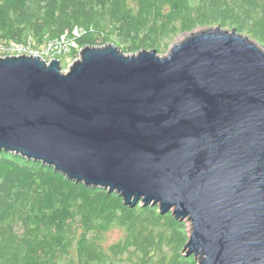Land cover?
Listing matches in <instances>:
<instances>
[{
  "label": "water",
  "instance_id": "1",
  "mask_svg": "<svg viewBox=\"0 0 264 264\" xmlns=\"http://www.w3.org/2000/svg\"><path fill=\"white\" fill-rule=\"evenodd\" d=\"M0 152L189 222L198 264H264V48L235 30L0 57Z\"/></svg>",
  "mask_w": 264,
  "mask_h": 264
},
{
  "label": "trees",
  "instance_id": "2",
  "mask_svg": "<svg viewBox=\"0 0 264 264\" xmlns=\"http://www.w3.org/2000/svg\"><path fill=\"white\" fill-rule=\"evenodd\" d=\"M213 26L264 48V0H0V57L9 46L41 49L62 37L73 59L110 44L160 54L173 35ZM114 228L124 237L105 247ZM188 239L185 223L156 206L130 209L116 193L0 152V264H198L184 256Z\"/></svg>",
  "mask_w": 264,
  "mask_h": 264
},
{
  "label": "rangeland",
  "instance_id": "3",
  "mask_svg": "<svg viewBox=\"0 0 264 264\" xmlns=\"http://www.w3.org/2000/svg\"><path fill=\"white\" fill-rule=\"evenodd\" d=\"M218 26H213V28H217ZM208 28H201V29H198L196 30L195 32L197 31H204V30H207ZM228 30V29H226ZM242 36L244 37H247V38H250L252 39L250 36L246 35V34H241ZM186 34H182V35H173L170 39H168L167 41H165L164 43V46H168L167 48H163L164 51H162V53H160V56H166L171 47L178 43V42H181L184 38H185ZM253 40V39H252ZM255 41V40H254ZM33 51V50H31ZM5 54H7V56H17L16 53H18V49H15V50H11V49H5ZM22 52H28V51H22ZM29 53V52H28ZM48 59H50V55L47 56ZM55 59H58L60 61V65H61V69L66 72L69 68V66L74 62L73 61V58H71L69 56V53L67 54H63V55H60L58 56L57 58ZM185 223L186 225V228H187V232H188V237H189V232L191 231V225L189 222L187 221H182ZM124 237V231L120 228H114L112 229L111 231H109L108 233L105 234V247L106 246H109V245H112L120 240H122Z\"/></svg>",
  "mask_w": 264,
  "mask_h": 264
},
{
  "label": "built area",
  "instance_id": "4",
  "mask_svg": "<svg viewBox=\"0 0 264 264\" xmlns=\"http://www.w3.org/2000/svg\"><path fill=\"white\" fill-rule=\"evenodd\" d=\"M74 34L78 35L77 32H74ZM5 49H11V50L18 49V53H16V55L18 54V55H26V56H38L42 60L48 63L50 60L55 59L60 55L69 53L70 52V41L62 37L60 41L55 42V43H49L47 46L42 47L41 49H33L29 47L23 48L21 46H9L8 48H4V51ZM82 49L83 48H80L79 50H77V57L74 58L73 61L79 58V53ZM24 50L28 51L29 53L22 52ZM48 55H50V59L47 58Z\"/></svg>",
  "mask_w": 264,
  "mask_h": 264
}]
</instances>
